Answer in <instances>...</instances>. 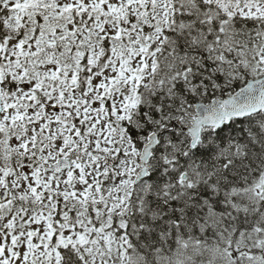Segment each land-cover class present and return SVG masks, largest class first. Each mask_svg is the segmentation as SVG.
<instances>
[{"label":"snow or ice","instance_id":"snow-or-ice-1","mask_svg":"<svg viewBox=\"0 0 264 264\" xmlns=\"http://www.w3.org/2000/svg\"><path fill=\"white\" fill-rule=\"evenodd\" d=\"M0 264H264V0H0Z\"/></svg>","mask_w":264,"mask_h":264}]
</instances>
